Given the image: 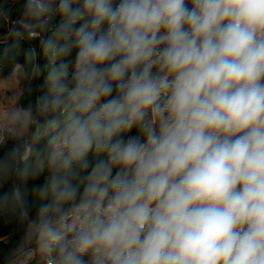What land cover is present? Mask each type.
Returning a JSON list of instances; mask_svg holds the SVG:
<instances>
[{
	"label": "clouds",
	"instance_id": "1",
	"mask_svg": "<svg viewBox=\"0 0 264 264\" xmlns=\"http://www.w3.org/2000/svg\"><path fill=\"white\" fill-rule=\"evenodd\" d=\"M8 36L40 90L0 134L13 256L264 264V0H23Z\"/></svg>",
	"mask_w": 264,
	"mask_h": 264
},
{
	"label": "trees",
	"instance_id": "2",
	"mask_svg": "<svg viewBox=\"0 0 264 264\" xmlns=\"http://www.w3.org/2000/svg\"><path fill=\"white\" fill-rule=\"evenodd\" d=\"M23 0H3L0 5L5 9L11 8V19L7 23L0 26V76L8 77L16 67L25 63L24 51L31 46V42L25 40L20 41V48L12 50V39L8 36L9 28L16 18L20 17ZM18 61L19 63H16ZM43 63V61H40ZM31 65L25 64L23 76V92L19 98L20 108H27L34 103L35 97L39 95L40 90L35 86V82L30 75ZM9 135L8 133L5 136ZM26 139L16 136V140L23 143ZM31 187V185H29ZM34 212V209H33ZM26 224L18 220L11 212L0 214V264H6L11 260L15 263L19 256H13L15 249L21 244L24 238ZM37 259L30 260L27 264H34Z\"/></svg>",
	"mask_w": 264,
	"mask_h": 264
},
{
	"label": "rangeland",
	"instance_id": "3",
	"mask_svg": "<svg viewBox=\"0 0 264 264\" xmlns=\"http://www.w3.org/2000/svg\"><path fill=\"white\" fill-rule=\"evenodd\" d=\"M22 84L23 76L20 67H16L14 72L8 77L0 76V134L5 135L8 133L15 135L17 129L20 127L18 120L15 119L18 115L16 113L17 110H15L16 96L14 97L13 94L22 89ZM25 134L27 135L25 137L27 140L30 132ZM29 262H26L24 257L19 256L13 264H27Z\"/></svg>",
	"mask_w": 264,
	"mask_h": 264
},
{
	"label": "crops",
	"instance_id": "4",
	"mask_svg": "<svg viewBox=\"0 0 264 264\" xmlns=\"http://www.w3.org/2000/svg\"><path fill=\"white\" fill-rule=\"evenodd\" d=\"M22 92H23V87H22L21 90H18V91L16 92V94H13L14 97L16 96V104H15L16 109H15V110H17V111H16L17 115H19V110H18V109H21V108H20V105H19V98H20ZM26 136H27L26 134H23V135H22V137H24V138H25Z\"/></svg>",
	"mask_w": 264,
	"mask_h": 264
},
{
	"label": "built area",
	"instance_id": "5",
	"mask_svg": "<svg viewBox=\"0 0 264 264\" xmlns=\"http://www.w3.org/2000/svg\"><path fill=\"white\" fill-rule=\"evenodd\" d=\"M34 264H37V260H36V262Z\"/></svg>",
	"mask_w": 264,
	"mask_h": 264
}]
</instances>
